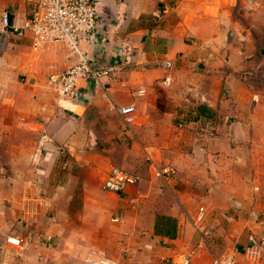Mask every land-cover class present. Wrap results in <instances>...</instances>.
I'll list each match as a JSON object with an SVG mask.
<instances>
[{
    "label": "crops",
    "instance_id": "1",
    "mask_svg": "<svg viewBox=\"0 0 264 264\" xmlns=\"http://www.w3.org/2000/svg\"><path fill=\"white\" fill-rule=\"evenodd\" d=\"M95 3L99 27L82 47L112 72L99 86L81 82L78 100L48 80L50 67L75 64L65 48L36 51L30 33L0 35V264H89L91 251L119 264H170L193 251L192 264H214L226 242L236 264H264V202L221 180L235 177L221 169L238 160L237 148L256 145L235 130H264V90L250 84L264 60L251 24L258 2ZM31 7L0 0V23L28 18ZM127 105L136 108L130 128L117 112ZM200 105L212 115L202 117ZM149 158L174 166L175 177L157 178ZM112 167L142 181L106 192ZM201 232L207 247L198 246Z\"/></svg>",
    "mask_w": 264,
    "mask_h": 264
},
{
    "label": "built area",
    "instance_id": "2",
    "mask_svg": "<svg viewBox=\"0 0 264 264\" xmlns=\"http://www.w3.org/2000/svg\"><path fill=\"white\" fill-rule=\"evenodd\" d=\"M31 2V12L28 18L22 21H12L8 15H4L0 23V35H16L24 37L32 35L33 48L39 51L43 45H61L70 57L76 58L73 66L67 69L50 67L48 80L61 98L66 100H78L81 97L79 85L86 82L90 86H99L103 79L110 76L112 68L101 67L94 63L84 51L82 43H90L95 40L99 27V14L95 0H28ZM254 5L249 3L246 10L253 11ZM231 36V35H229ZM244 41V39H240ZM170 85V80H166ZM118 114L123 118L128 128L135 122L136 108L127 105L117 108ZM150 166L154 168L157 178L168 182L173 179L177 170L172 165L156 167L149 158ZM142 175L139 171H127L119 167H112L107 173L102 189L106 192L123 194L130 186L139 184ZM205 219L204 209H201L197 218V225ZM113 221L118 222L115 218ZM202 234V232H201ZM208 233L201 235L199 247H207ZM8 242L14 246H20V240L15 237L8 238ZM194 252H182L177 254L170 264H192ZM86 262L89 264H119L118 262L103 257L96 251H91ZM214 264H236L232 255L216 256Z\"/></svg>",
    "mask_w": 264,
    "mask_h": 264
},
{
    "label": "rangeland",
    "instance_id": "3",
    "mask_svg": "<svg viewBox=\"0 0 264 264\" xmlns=\"http://www.w3.org/2000/svg\"><path fill=\"white\" fill-rule=\"evenodd\" d=\"M258 4L256 8L259 12L256 14L251 21V24L254 23V27L257 31V40L259 43H262L264 46V0H256ZM263 6V7H262ZM258 7V8H257ZM252 11V12H253ZM252 26V27H253ZM260 58H264L259 55ZM248 66H245V69L248 70ZM253 69V68H251ZM253 76H250V84L254 88V92H261L264 90V60L261 59L259 65L253 69ZM247 73V72H246ZM255 103L257 101L255 100ZM259 126L264 127V112H261L258 116ZM235 137L242 139L253 138L256 140V145H240L238 149V153L235 155L238 157V160L235 163H225L222 165L221 171H232V174L235 175L233 178H221L222 182L230 186H233V189L237 187L239 191H247L249 189L250 193L255 196L257 202V198L261 203L264 202V130L256 129V130H235ZM236 148V147H235ZM235 190V189H234ZM245 194V193H244ZM259 224L262 229V233H264V215L263 213L260 215ZM228 242L222 244L220 251H217L214 255H212V262L214 263V258L216 256H221L222 254L228 253Z\"/></svg>",
    "mask_w": 264,
    "mask_h": 264
},
{
    "label": "trees",
    "instance_id": "4",
    "mask_svg": "<svg viewBox=\"0 0 264 264\" xmlns=\"http://www.w3.org/2000/svg\"><path fill=\"white\" fill-rule=\"evenodd\" d=\"M197 111L202 117L212 115V110L209 109L206 105H200L199 107H197Z\"/></svg>",
    "mask_w": 264,
    "mask_h": 264
}]
</instances>
